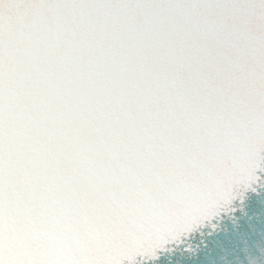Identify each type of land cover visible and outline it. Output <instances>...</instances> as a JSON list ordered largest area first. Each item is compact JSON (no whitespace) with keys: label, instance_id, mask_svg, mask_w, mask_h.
Masks as SVG:
<instances>
[{"label":"snow or ice","instance_id":"snow-or-ice-1","mask_svg":"<svg viewBox=\"0 0 264 264\" xmlns=\"http://www.w3.org/2000/svg\"><path fill=\"white\" fill-rule=\"evenodd\" d=\"M264 194V0H0V264H180Z\"/></svg>","mask_w":264,"mask_h":264},{"label":"clouds","instance_id":"clouds-1","mask_svg":"<svg viewBox=\"0 0 264 264\" xmlns=\"http://www.w3.org/2000/svg\"><path fill=\"white\" fill-rule=\"evenodd\" d=\"M184 264H264V211L240 209L220 233Z\"/></svg>","mask_w":264,"mask_h":264}]
</instances>
